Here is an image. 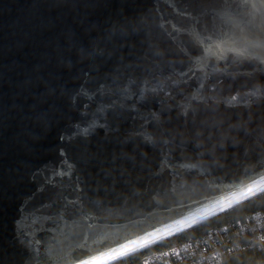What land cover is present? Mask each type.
<instances>
[{
	"label": "water",
	"instance_id": "95a60500",
	"mask_svg": "<svg viewBox=\"0 0 264 264\" xmlns=\"http://www.w3.org/2000/svg\"><path fill=\"white\" fill-rule=\"evenodd\" d=\"M261 185L264 0H0V264H109Z\"/></svg>",
	"mask_w": 264,
	"mask_h": 264
},
{
	"label": "trees",
	"instance_id": "16d2710c",
	"mask_svg": "<svg viewBox=\"0 0 264 264\" xmlns=\"http://www.w3.org/2000/svg\"><path fill=\"white\" fill-rule=\"evenodd\" d=\"M215 229L218 232L212 239L210 232ZM201 235L208 237L210 245H217L223 264H264V191L109 264H143L147 254L188 239L196 240Z\"/></svg>",
	"mask_w": 264,
	"mask_h": 264
},
{
	"label": "built area",
	"instance_id": "2783aa9c",
	"mask_svg": "<svg viewBox=\"0 0 264 264\" xmlns=\"http://www.w3.org/2000/svg\"><path fill=\"white\" fill-rule=\"evenodd\" d=\"M257 214L256 216H260ZM218 230L211 233V238L215 239L214 234ZM264 236V235H262ZM210 238V239H211ZM208 237L199 236L196 240L188 239L187 241L177 243L165 247V249L157 250L147 254L143 264H223L220 250L216 244L209 243Z\"/></svg>",
	"mask_w": 264,
	"mask_h": 264
},
{
	"label": "bare ground",
	"instance_id": "6f19581e",
	"mask_svg": "<svg viewBox=\"0 0 264 264\" xmlns=\"http://www.w3.org/2000/svg\"><path fill=\"white\" fill-rule=\"evenodd\" d=\"M261 191H264V185H261L260 187H257L254 189V191L252 192H249L247 194H244L242 197L240 198H236L234 200H232L230 203H227V204H224V205H221V207L219 208H216V209H213L211 210L209 213L207 214H204L203 216H200L198 217L197 219H194L192 221H189L187 222L186 224L184 225H181V226H178L176 227V229H173V230H170L168 232H166L165 234L161 235V236H158V237H154V239L150 240V241H147L145 243H143L142 245H139V246H136V247H133L131 248L130 250H127V251H124L122 253H120V255L116 256V257H120V256H123V255H126V254H129V253H132L131 251H134V250H139L145 246H148V245H151L153 244L154 242H157L159 240H163L165 239V237H168V236H171V235H174L176 234L177 232H180L182 230H185L187 229L189 226L191 225H194L196 223H199L200 221L206 219V218H209L211 215H215L216 213H219L221 212V210H225L227 208H230L232 207V205H234L235 203H238L239 201H242L244 198H247V197H250V196H253L254 194L258 193V192H261ZM115 257V258H116ZM110 260V259H109ZM109 260L107 261H104L102 262L101 264H106L109 262Z\"/></svg>",
	"mask_w": 264,
	"mask_h": 264
}]
</instances>
